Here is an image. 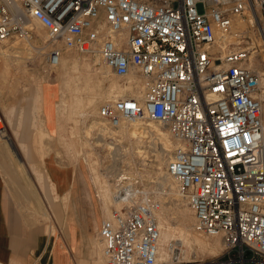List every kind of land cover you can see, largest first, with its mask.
Masks as SVG:
<instances>
[{
	"label": "built area",
	"instance_id": "2783aa9c",
	"mask_svg": "<svg viewBox=\"0 0 264 264\" xmlns=\"http://www.w3.org/2000/svg\"><path fill=\"white\" fill-rule=\"evenodd\" d=\"M28 20L45 28L51 65L65 48L98 52L119 77L138 71L145 96L100 107L117 127L124 120L165 124L179 142L167 167L198 228L239 250V264H264V109L260 76L246 50L217 56V31L233 15L264 14V0H19ZM204 6V11L198 5ZM22 23L0 17V41ZM64 47L58 49L59 44ZM131 105V107H130ZM139 190V189H138ZM152 198L114 210L99 230L106 264H160V231ZM246 253L252 255L245 259ZM217 264V263H209Z\"/></svg>",
	"mask_w": 264,
	"mask_h": 264
},
{
	"label": "rangeland",
	"instance_id": "374dc122",
	"mask_svg": "<svg viewBox=\"0 0 264 264\" xmlns=\"http://www.w3.org/2000/svg\"><path fill=\"white\" fill-rule=\"evenodd\" d=\"M198 9L201 12L205 10L202 4L198 5ZM259 25L264 27V19ZM259 25L256 21L253 25L249 24L247 30H238L236 33L234 32L230 37L231 40H241L242 43L240 45L230 43L227 51H249V55L254 56V67L262 75L264 80V40ZM21 26L24 27V24ZM40 30L41 29H38L37 26L35 29L30 30V32L19 30L17 35L11 40L13 42L0 43V46H2L4 50H11L12 48L10 47L17 43L15 41L17 37L34 38L37 41V44L36 42L34 44L41 47V54H37V52L34 53L33 51L37 49L32 47L33 45H30L31 43L21 42L17 45L19 47L11 50L7 56L0 55V125L6 128L7 134H9L10 130H14L9 127L13 128L16 126L18 130L22 129L20 139H22L29 148L33 147L32 136H34L36 130H49L51 132L62 133L63 135L70 134L69 136L73 137V141H68V147L72 145V154L66 153V147L64 144L62 145L57 138L51 142L52 150L59 153L57 154L55 152L56 154H53L57 158V161L64 162L65 164H74L75 167L79 168L80 166L84 167L85 163H83V157L88 158V153L91 152V162L96 163L95 167L97 173L101 176L103 181H106L108 180L106 176L107 170L114 165L113 157L108 154V149L103 146V140L97 139V134H88L85 114H77L75 112L79 104L76 96L73 94L74 90L70 91L67 86L70 80L74 81L71 86L75 89L77 87L75 81L79 82V80H82V76L91 75L94 87H98L96 86L97 84L100 85L98 87V93H96L97 95L106 88L105 80L100 73H98V69L92 66L94 65V56L83 54L76 50L68 53L63 51L61 57V60L68 57L79 58L81 66L76 72L72 71L71 66L65 70L61 68L53 69L49 63V47L46 48L45 45L42 46L47 40L45 39L47 38L45 37L46 31L43 30L45 31L43 35L39 32ZM31 49L33 53L30 52ZM85 56L89 58V67H82V64L85 63ZM40 82L41 85L39 84ZM59 86L62 90L57 92ZM262 89L264 91V84ZM87 95L88 93L80 92L78 93V98L85 101ZM97 96L99 97V95ZM120 142L122 143L123 141L121 140ZM123 145H125V143ZM161 149L162 145L160 143H157V145H148V153L145 160L138 157L132 161V165L126 164L127 162L123 163L125 169L124 173L126 175L122 177V179H125V182H133L137 184V187L145 189L152 199L154 191L159 190L161 186L157 173L159 168L158 156ZM7 155L8 153L5 152L0 156V159L2 158L4 162H9V164L18 165L17 163L10 162V157L8 158ZM40 158L44 159L46 156H41ZM131 159L129 158L128 160ZM28 161L29 160L26 159L22 163H28ZM40 161L37 160V162H39V165H36L37 170L42 166L43 161ZM164 171L167 172L166 167ZM119 178L121 179V177H118L115 180L116 183ZM95 187H97V198L102 208L103 215H105L104 202L100 199L98 194L99 187L96 185ZM115 190L116 189H113V192H115ZM191 215L194 217L193 212ZM104 220H107V218L104 217ZM196 226L195 223V228H193L195 232H201ZM171 243H175L172 252L173 259L171 261L161 262L160 264H239L241 260L240 251L230 249L226 245L218 253H214L210 249L199 247L195 243L189 245L180 244L177 243V241H172ZM170 244L167 247V251H170ZM99 250H102V246H99ZM251 258L252 255L246 253L245 259L250 260ZM98 260V262L101 261L100 264H104L100 257Z\"/></svg>",
	"mask_w": 264,
	"mask_h": 264
},
{
	"label": "bare ground",
	"instance_id": "6f19581e",
	"mask_svg": "<svg viewBox=\"0 0 264 264\" xmlns=\"http://www.w3.org/2000/svg\"><path fill=\"white\" fill-rule=\"evenodd\" d=\"M244 1L249 2V0ZM260 8L261 7L259 5L257 13L253 12L252 10H248L244 15H233L232 25L230 29L226 33L217 31L219 39L214 46V50L217 56H219L220 58H224V56L229 53V51H227V48L228 46H230V43H234L235 45H240L242 43L241 40H231L230 37L234 32L236 33V31L238 30H247L249 24L253 25V23H255L256 21L258 25L262 22V20L264 19V15L261 13ZM0 17H5L7 19L9 18L12 21L22 23L29 30H33L37 26L38 29H41L39 32L42 34L46 31L40 22L27 19L19 0H0ZM259 29L261 30L264 40V27H261L259 25ZM45 37H47L45 38L47 40L46 42H44V44H42V46L45 45L46 48L49 47L48 53L50 54L53 44L49 42L47 32ZM11 40L0 41V43L13 42ZM15 41L17 43L14 46L10 47L12 48L11 50L17 49V47H19L17 45L21 42H29L31 43L30 45H33L32 47L37 49L36 51L33 50L34 53H40L41 47H38L34 44L35 42L37 44V41L34 38L17 37ZM58 47V49H60L63 48L64 45L60 43ZM11 50H4L3 47L0 46V55L7 56ZM73 50L75 49H64V51L69 52H73ZM33 51L32 49L30 50V52L32 53ZM246 52H248V55H246V66L247 68L252 69L258 73V75L260 76V85L262 89L264 80L262 78V75L254 67V56L249 55V51L246 50ZM83 54H90L94 56V65L92 66H95L98 69V73H100V75L104 78L106 88L102 92L97 94L99 95L98 97L96 93H98L97 91L100 85L97 84L96 86L98 87H94V85L92 84L91 75L82 76V80H79V82L75 81V84L77 83V87L75 89H73V86H71L73 85L72 83H74V81L70 80L67 86L70 91L74 90L73 94L76 96L77 102L79 104V107L75 112L77 114H85L88 134H97V139L103 140V146L108 149V154L113 157L114 165L108 168L106 175L108 177V180L106 181H103L101 176L97 173L95 167L96 163L91 162V152L88 153L89 159L87 157H83V163H85L89 167L94 185L99 187L98 194L100 199H102V201L104 202V217L107 219H112L114 210H121L124 206L131 207L136 203H146L148 201V198H151L150 194L146 192L145 189L137 187V184L133 182H125V179H122V177L126 175L124 173L125 169L123 163L127 162L126 164L132 165V161H134L138 157L145 160V158H147L148 145L151 146L160 143L162 145V149L158 156L159 168L157 173L159 175L158 179L161 186L159 190L154 191V196L152 199L159 204L158 209L154 211V218L160 231L158 263L171 261L173 259L172 252L174 250L173 247L175 243H171L172 241H177V243L186 245L195 243L199 247H206L212 252L218 253L223 247H225V245L227 246L226 241L222 236H210L198 228V222L195 212L188 205V203H186L182 199L175 178L170 175L168 170L167 172L164 171V168L168 167L169 160L172 157L174 150L177 148V146H179V142L173 138L169 128L165 124L148 119H140L135 121L124 120L120 123L119 126L113 127L108 122L104 121L99 115L100 107L106 102L126 97H132L141 100L145 96L146 91V81L144 77L136 70L132 71V73L126 77H119L115 75L112 70L102 62L101 56L97 51ZM86 56L84 57L85 63L82 64V67H89V58ZM61 57L57 65H51V63L49 62L53 69L61 68L62 70H65L71 66L72 71L76 72L81 66L79 58L77 57L63 58L62 60ZM60 90H62V88L59 86L57 92H59ZM80 92L88 93L85 101H83L81 98H78V93ZM263 92L264 91L262 89V99H264ZM165 128H167L168 130ZM6 134V128L0 125V142H2L0 144L8 145V141L5 138L8 134ZM121 140L123 141V144L125 143V145L120 142ZM129 158L132 159L128 160ZM118 177H121V179L119 178L116 183L115 180ZM113 189H116L115 192H113ZM192 212L194 214V217H192L191 215ZM195 223L197 225L196 227L202 233L199 231L198 233L197 231L195 232V230L193 229L195 228ZM97 236L98 243L100 246H102V250H100L99 256L102 260V263L104 262V264H106V259L104 256L105 244L101 239L99 232ZM169 244L170 251H167V247ZM100 263L101 261L98 262V264Z\"/></svg>",
	"mask_w": 264,
	"mask_h": 264
},
{
	"label": "crops",
	"instance_id": "0c3cea01",
	"mask_svg": "<svg viewBox=\"0 0 264 264\" xmlns=\"http://www.w3.org/2000/svg\"><path fill=\"white\" fill-rule=\"evenodd\" d=\"M10 129L0 156L18 165L0 159V264H98L104 215L90 169L57 161L51 145L57 138L72 154L73 137L36 130L29 148Z\"/></svg>",
	"mask_w": 264,
	"mask_h": 264
},
{
	"label": "snow or ice",
	"instance_id": "6c2138e0",
	"mask_svg": "<svg viewBox=\"0 0 264 264\" xmlns=\"http://www.w3.org/2000/svg\"><path fill=\"white\" fill-rule=\"evenodd\" d=\"M130 107H131V105H130Z\"/></svg>",
	"mask_w": 264,
	"mask_h": 264
}]
</instances>
